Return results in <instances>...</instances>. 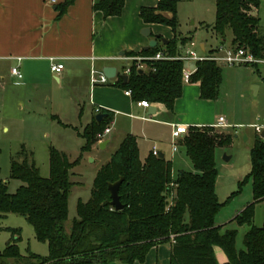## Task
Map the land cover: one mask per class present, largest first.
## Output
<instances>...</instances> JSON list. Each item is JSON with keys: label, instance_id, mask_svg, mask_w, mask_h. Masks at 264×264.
<instances>
[{"label": "trees", "instance_id": "obj_1", "mask_svg": "<svg viewBox=\"0 0 264 264\" xmlns=\"http://www.w3.org/2000/svg\"><path fill=\"white\" fill-rule=\"evenodd\" d=\"M75 0L56 4L58 17ZM125 0H99L92 6L104 18L119 16ZM178 0H158L155 7H141L139 17L145 24L168 26L173 38L147 50L129 53L150 57L157 52L175 56L178 46L187 42L178 35ZM260 0H215V35L225 39L232 35L231 47L247 49L256 57L264 54V37L259 32V18L255 14ZM143 68L136 62L129 66L128 79L119 85L131 91L133 100L162 103L172 111L182 93L181 60H143ZM190 81H199L200 98L215 99L222 81L221 68L212 60L196 63ZM101 121L93 119L81 133L85 142L74 161L53 147L48 149L49 176H41L32 152L24 146L11 156L10 177L22 184L9 193L0 180V218L8 213L21 215L32 226L34 237L47 244L48 254L40 256L29 251L22 255L17 241L19 231L11 229L12 238L0 249V264H134L145 261L149 250L161 243H170L169 264H264V215L260 227L253 224L255 204L264 200V138L256 135L249 152L252 182V201L238 212L233 222L248 226L243 248L235 245L237 229H223L215 224L222 204L215 192L217 167L215 150L229 147L232 135L212 126H191L180 145L185 148L194 171H181L172 176V163L152 152L141 161L136 138L127 134L95 173L90 197L78 200L77 216L70 229H65L68 216V196L74 182L71 169L79 164L83 153L99 142L112 119L102 111ZM123 177L118 196L123 208L110 204L108 183ZM244 179V181L246 180ZM242 181L241 184L244 182ZM16 236V237H15ZM14 237V238H13ZM214 247L227 257L219 263Z\"/></svg>", "mask_w": 264, "mask_h": 264}, {"label": "crops", "instance_id": "obj_2", "mask_svg": "<svg viewBox=\"0 0 264 264\" xmlns=\"http://www.w3.org/2000/svg\"><path fill=\"white\" fill-rule=\"evenodd\" d=\"M62 1L0 0V124L7 132L10 128H18L20 133L30 135V138L19 140L20 147L32 152L28 149L31 147L29 144H42L44 139L50 143L48 149H58L59 142L64 145L70 143L73 147L83 146L85 140L81 133L95 119V106L110 112L112 119L107 125L110 131L103 140L106 144L100 148V141L92 146L91 151L107 148L112 141L111 135H117L120 143L125 135L132 134L136 138L141 161L152 149L162 153L157 141L161 143L170 139L171 156L177 154V145L183 147L180 142L184 135L175 141L177 148L173 151L171 133L174 124L232 129L220 130L232 135L231 147L241 136L243 139L246 137L244 140H251L253 145L256 135L264 131V63L227 65L232 72L228 73L225 90L230 99L226 117L216 116L213 111L223 78L218 96L213 100L200 98L199 81L185 83L182 79V93L175 100L172 111L162 103L150 102L153 109H149L150 106L145 108L136 104L140 100H133L131 91L129 95L125 94L127 90L119 85L118 80L125 82L128 79L126 69L131 62H136L135 57H140L129 53L145 50L150 39L156 40L157 45L173 38L168 26L145 24L139 17L141 7H155L158 0H125L121 14L107 18L92 8L99 0H75L58 17L56 4ZM263 2L260 0L255 14L259 18V32L264 37ZM145 27L149 28L148 36L142 33ZM177 30L180 37L188 38L186 43H193L192 48L198 55L212 54L219 46H231L229 31L226 33L229 38L216 36V44L207 45L204 41L196 42L197 31L182 35L179 25ZM185 44L178 46L177 54ZM52 62L63 64L60 73L51 72ZM196 63L185 61L183 69L194 70ZM216 64L220 67L223 63ZM104 67H113L114 77L93 85L92 72L102 73ZM239 67L250 70L245 81H237L235 70ZM13 68H16V74L12 72ZM237 90H240L238 95ZM237 96L241 103L244 102L239 112L235 107ZM189 105H194L197 111L187 110ZM205 106L213 107L211 117L204 111ZM220 116L226 125L216 127ZM239 129H243L240 135L237 133ZM91 151L85 154L89 156ZM162 154L170 160L171 156ZM228 157L223 161H230L231 156ZM174 174L172 165L173 177ZM170 248V243L157 244L149 250L144 262L136 261L134 264H169ZM214 253L219 263L227 260L221 248L214 247Z\"/></svg>", "mask_w": 264, "mask_h": 264}, {"label": "rangeland", "instance_id": "obj_3", "mask_svg": "<svg viewBox=\"0 0 264 264\" xmlns=\"http://www.w3.org/2000/svg\"><path fill=\"white\" fill-rule=\"evenodd\" d=\"M261 6L264 7V2ZM177 17L179 21V31L182 32V35H187L188 31L192 33L197 31L198 34L194 37L196 42L204 41L207 42V45L216 44V35L212 29L215 20V0H178ZM227 38L229 37L227 36ZM220 67L222 68L223 81L220 87L217 104H215L216 107L213 109V107L205 106L204 108L205 112L210 113L209 117H211L212 109L216 116L223 115L226 117L228 114L230 99L226 96L225 90L228 81V73L232 68H229L224 64H221ZM235 71L237 81H245L250 70H245V68L239 67ZM239 91L240 90H237V95ZM243 103L244 102L241 103L238 96L235 98L237 112H239V107ZM187 110L193 112L197 111L194 105H189ZM215 129L218 131H232V129L225 128ZM242 130L243 129H239L237 133L240 135ZM29 136L30 135L20 133L18 128H16V130L10 128V131L7 132L0 124V180L7 184V190L9 193H14L22 184L21 181L10 177L11 156L20 150L21 143H19V140L30 138ZM52 136L54 137V135H51V138ZM105 137H102L101 142ZM110 137L112 141L107 148L91 151L88 153L89 156L83 153L79 164L75 165L70 171V180L74 182V185L70 189L68 196V216L64 223L67 231L70 229L72 220L77 216L76 206L78 200L85 202L90 197V191L96 170L101 164L109 159L111 154L118 147L120 138L117 135H111ZM235 140L236 141L232 147L229 146L216 149L217 177L215 182V192L218 201L222 206L215 217V222L223 224V229L236 228L237 236L235 245L237 249H242L244 247L243 237L248 230V226H237L235 222H229V220L235 216L236 212H239L242 207L250 203L252 200V182L250 179H246L250 172L249 152L252 147V141L244 140L242 136ZM162 142L160 143L157 141V144H155L157 146L159 145V147L161 146V151L166 157H170L172 154L169 143L170 139ZM49 145L50 143L48 139H44L42 144L39 142H33V144H29L31 147L27 146L28 149H31L33 152V160L43 177L49 176ZM81 147H73L70 143L67 145H64L63 142L57 143V150L66 154L71 162L79 157ZM177 147L179 148L177 154L170 157L175 176L181 171H193V166L186 155L185 149L179 145H177ZM224 156H231L230 161H223ZM244 179L246 180L244 181ZM242 181L244 182L241 184ZM263 215L264 201L255 204L253 217V224L255 226L260 227L262 225ZM11 229H17L19 231L20 239L17 241V245L22 255H26L29 251L40 256H46L48 254L47 244L38 241L34 237L32 226L23 216L15 213H8L0 218L1 250L4 248L7 241L12 238L10 232ZM9 263L14 264V261L9 260Z\"/></svg>", "mask_w": 264, "mask_h": 264}, {"label": "built area", "instance_id": "obj_4", "mask_svg": "<svg viewBox=\"0 0 264 264\" xmlns=\"http://www.w3.org/2000/svg\"><path fill=\"white\" fill-rule=\"evenodd\" d=\"M50 3H54L55 0H49ZM193 43L188 42L184 45V47H180L181 52L176 54L175 56H167L164 55L161 52L155 53L153 56L150 57H135L134 59L136 60V65L139 68L143 67V60H169V59H175V60H181V61H203V60H212L218 63H223L226 65H234V64H257V63H264V54L261 57H256L253 55L251 52H249L247 49H244L242 47H225V46H219L217 47L216 51L213 52L212 54H207V55H198L194 50H193ZM63 69V64L62 63H56L52 62L50 65V70L53 73H60ZM195 71L194 70H188V69H183L182 72V79L183 82H189L190 81V75ZM12 72L14 74L17 73L16 68L12 69ZM126 73L129 72V69L127 68ZM107 77H105L102 73H98L97 71L92 72L91 76V83L94 85L96 83H105L107 81ZM125 94L129 95L130 90L125 91ZM137 105L143 106L145 108L149 107L151 105L150 102L146 100H140L136 102ZM102 108L100 106H95L94 107V112L99 113L102 112ZM216 127H222L225 126V121L222 116L218 117L217 122H216ZM188 126L184 124H174L173 129H172V150H176V140L181 138L183 135H186L188 133ZM255 129L259 131V127L255 126ZM110 131L109 126H107L101 134L98 135L99 142L101 141L102 137H105ZM152 154L153 155H158V151L156 149H152Z\"/></svg>", "mask_w": 264, "mask_h": 264}, {"label": "water", "instance_id": "obj_5", "mask_svg": "<svg viewBox=\"0 0 264 264\" xmlns=\"http://www.w3.org/2000/svg\"><path fill=\"white\" fill-rule=\"evenodd\" d=\"M142 33H143L144 35L148 36V35H149V28H147V27L143 28ZM156 42H157L156 40H154V39H150L149 42H148V44H147V46L145 47V50L154 47V46L156 45ZM164 43H166V41H164ZM102 73H103V75H104L105 77H107V78H112V77H114V75H115V69H114L113 67H104V68L102 69ZM125 77H126V76H124L123 78H125ZM149 109H153V107L150 106ZM104 117H105V114H103L102 112H99V113H97V114L95 115V119H96L97 121H101ZM260 137H261V138H264V131H262V132L260 133ZM245 138H246V137H244V139H245ZM105 144H106V142H103V141H102V142L99 143V147H100V148H103V146H104ZM159 156H160V157H163V154L160 153ZM223 159H224L225 161H227V160L229 159V157H228V156H224ZM122 180H123V177H120L117 181L112 182V183H108V185H107V188H108L109 193H110V198H111V200H110V204H111L116 210H120V209L123 208V205L121 204L120 199H119V196H118V188H119V185H120V183H121Z\"/></svg>", "mask_w": 264, "mask_h": 264}]
</instances>
